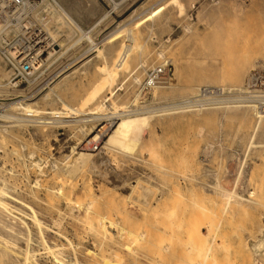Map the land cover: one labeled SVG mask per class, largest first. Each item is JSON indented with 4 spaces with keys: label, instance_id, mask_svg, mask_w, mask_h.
I'll list each match as a JSON object with an SVG mask.
<instances>
[{
    "label": "rangeland",
    "instance_id": "374dc122",
    "mask_svg": "<svg viewBox=\"0 0 264 264\" xmlns=\"http://www.w3.org/2000/svg\"><path fill=\"white\" fill-rule=\"evenodd\" d=\"M24 1L12 5L0 0V187L3 200L16 211H0V240L10 241L14 249L2 263L23 264L22 251L28 248L38 264H58L57 247V258H76L79 264H93L92 258L99 264H192L193 243L196 258L206 256L207 264H249L245 250L264 225V120L255 137L258 145L246 153L255 108L224 106L250 101L264 110V0ZM244 16L261 20L263 28L243 30ZM215 27L236 54L261 41L258 57L249 68L246 64L237 82L223 74L230 68L228 50L220 54L207 43ZM42 30L53 36L58 51L48 49L52 53L45 60L36 55L40 62L26 75L17 62L27 50L37 51ZM128 31L141 46L116 66ZM92 45L100 53L91 51ZM154 77H161L159 83L151 82ZM26 98L33 100L31 106L17 103ZM120 107L150 116L132 154L104 146L118 119L95 149L82 150L83 140L107 122L103 115ZM93 111L96 118L87 114ZM79 151L91 156L77 169L72 160ZM239 164L243 177L237 191L244 196L252 192L261 204L244 210L232 203L235 209L226 212L225 220L219 211L224 198L210 192V186L229 187ZM60 181L62 188L56 191ZM61 193L70 200L60 198ZM27 206L42 222L40 235ZM87 206L98 220L104 217V236L95 232L89 214L84 219ZM88 219L93 228L86 225ZM194 233L198 237L192 239ZM48 245L54 248L51 253Z\"/></svg>",
    "mask_w": 264,
    "mask_h": 264
},
{
    "label": "bare ground",
    "instance_id": "6f19581e",
    "mask_svg": "<svg viewBox=\"0 0 264 264\" xmlns=\"http://www.w3.org/2000/svg\"><path fill=\"white\" fill-rule=\"evenodd\" d=\"M1 1H3V0H1ZM7 1V0H6ZM26 1V0H25ZM24 1V2H25ZM177 1V0H176ZM211 1V0H210ZM217 2V1H216ZM252 2V1H251ZM1 3V2H0ZM3 3V2H2ZM5 3V2H4ZM206 3V2H205ZM215 3V2H214ZM6 4V3H5ZM4 4V5H5ZM22 4V3H21ZM158 5V4H157ZM31 6V5H30ZM51 6V5H50ZM3 7V4H0V10H1V8ZM15 7V6H14ZM18 7V6H17ZM22 7V6H21ZM170 7H171V5H170ZM178 7V6H177ZM235 7V6H234ZM50 8V7H49ZM172 8V7H171ZM170 8V9H171ZM33 9V8H32ZM43 9V8H42ZM63 11V10H62ZM112 11V10H111ZM114 14V13H113ZM249 14V13H248ZM61 15V14H60ZM59 15V16H60ZM150 15H151V13H150ZM58 16V17H59ZM242 16V15H241ZM61 17V16H60ZM68 17V16H67ZM65 19V18H64ZM152 18H150V20H151ZM155 19V18H154ZM238 19V18H237ZM259 19V18H258ZM70 20V19H69ZM45 21V20H44ZM64 21V20H63ZM121 21V20H120ZM261 21V20H260ZM260 21H258L257 20V18H247V16H244V19H243V22H242V24H241V26H240V28L242 27L243 28V30H246V31H250V32H254V33H257L258 31H259V29L262 27V25L260 24L261 22ZM67 22V21H66ZM233 22V21H232ZM264 22V21H263ZM116 23V22H115ZM220 23V22H219ZM219 23H218V26H219ZM44 24V23H43ZM263 24V23H262ZM126 25V24H125ZM260 25H261V27H260ZM128 26V25H127ZM44 27V26H43ZM47 27V26H46ZM263 27H264V24H263ZM262 27V28H263ZM42 29V28H41ZM1 30V29H0ZM73 30V29H72ZM220 30H221V28H220ZM220 30L218 29V27H215V29H213L212 30V32H211V34H209L210 35V39H211V43L210 42H207L209 45L210 44H212L211 46H213V47H215L216 48V51L218 50V48H219V52H220V54H221V50H222V52H225V53H227L228 54V52H229V55L228 56H230L231 57V59H230V57H229V59L231 60V63H230V68H228V70H226V69H224V75H225V77L227 78L228 77V79L231 81V82H237V81H239V79H240V77H242L243 76V74H241V72L243 71V69L245 68V66H246V64H248L247 65V67L249 66V61L250 62H252L253 60L252 59H254V56L257 54L256 52H258L257 50V48H258V46L260 45V42L261 41H259V40H253L254 41V43L251 45V48H250V50L249 51H247V52H241L240 54L239 53H235L234 52V48L230 45V44H225L226 43V40L224 39V38H221L222 36H220V34H221V32H220ZM43 31V30H42ZM48 31V30H47ZM41 32V31H40ZM44 33H41V34H43L42 36H39V37H41V39L38 41V42H36L35 43V45L34 46H36V48H37V51L35 52V56L36 55H42V57H41V59L40 60H45V59H47V57H49V55H50V53H52V52H49L48 51V49H53V51L54 52H57L58 51V49H55L56 47L58 48V46H59V44H57L56 42H55V40H54V38H53V36L52 35H50V33H49V31H48V33L46 34L45 33V31H43ZM68 32V31H67ZM230 32H232L231 30H230ZM227 33V32H226ZM54 34V33H53ZM112 36V35H111ZM39 37H37L38 39H39ZM127 38H126V41L124 42V43H121L122 45H120V48H119V54L117 55V58L115 59V63H116V66H119L120 64H125L126 62H127V59H128V57H129V55H130V52H131V50L136 46L137 47V43H136V40H135V37L133 36L132 37V35L131 34H129V31H128V33H127V36H126ZM79 38V37H78ZM77 38V39H78ZM112 38V37H111ZM125 38V37H124ZM208 38V37H207ZM37 39V40H38ZM225 40L224 42L222 41V40ZM107 40H108V38H107ZM106 40V41H107ZM235 40V39H234ZM105 41V42H106ZM208 41V40H207ZM249 41V40H248ZM231 42V41H230ZM246 42V41H245ZM104 43V42H103ZM94 44V43H93ZM108 45V44H107ZM250 45V44H249ZM138 46H141L140 44L138 45ZM261 46V45H260ZM55 47V48H54ZM104 47V46H103ZM135 47V48H136ZM221 47V48H220ZM246 47V46H245ZM245 47L243 48L244 50H245ZM264 47V46H263ZM91 48V47H90ZM137 48H140V47H137ZM224 48V49H223ZM248 48V47H247ZM249 49V48H248ZM9 50V49H8ZM96 50V52L97 53H100V50H97V48H95L94 47V45H92V49H91V51H95ZM224 50V51H223ZM227 50H228V52H227ZM33 51H35V48H33V49H30V53L31 52H33ZM51 51V50H50ZM241 51V50H240ZM263 52V51H262ZM93 53V52H92ZM161 52H159V54H160ZM224 53V54H225ZM239 54V55H238ZM264 54V53H263ZM34 55H32V57H34ZM216 55V54H215ZM5 56V55H4ZM92 56H94V55H90V56H88V57H86L83 61H81L80 63H83V62H86L87 60H89ZM225 55H222V57H224ZM31 56H27V59L28 58H30ZM225 57H227V56H225ZM256 57H258V56H255V58ZM35 58V57H34ZM39 58V57H38ZM228 58V57H227ZM36 59V58H35ZM39 60V59H38ZM252 60V61H251ZM139 61V60H138ZM142 61V60H141ZM227 61V60H226ZM229 61V60H228ZM40 62V61H39ZM230 62V61H229ZM141 63V62H140ZM143 63V62H142ZM228 63V62H227ZM77 65V64H76ZM79 66H80V64H78ZM227 65V64H226ZM252 65V64H251ZM35 66H37V64L35 65ZM39 66V65H38ZM77 67V66H76ZM120 68V67H119ZM118 68V69H119ZM249 68V67H248ZM155 69V68H154ZM159 69V68H158ZM247 69V68H246ZM254 69V68H253ZM8 70H9V68H8ZM222 70V69H221ZM227 72H226V71ZM72 71V70H71ZM70 71V72H71ZM73 71H74V68H73ZM164 71V70H163ZM162 70L161 71H159V72H163ZM225 72H226V74H225ZM243 73V72H242ZM0 74H2V73H0ZM61 74V73H60ZM59 74V75H60ZM68 73L66 72V74L65 75H63V76H59V79L58 80H60L61 78H63L64 76H66ZM4 76V75H3ZM7 76V75H6ZM159 76V75H158ZM246 77V76H245ZM54 79V78H53ZM134 79H136V78H134ZM58 80H56L55 82H54V84H57L56 82L58 81ZM222 80V79H221ZM243 81V80H242ZM136 82H138L137 80H136ZM159 83V82H158ZM162 83V82H161ZM240 83V82H239ZM54 84H52V86L51 87H53L54 86ZM236 84H238V83H236ZM241 84V83H240ZM14 85V84H13ZM238 86V85H237ZM160 87V86H159ZM158 87V88H159ZM155 88H157V86L155 87ZM51 89V88H50ZM247 89V88H246ZM38 90V89H37ZM153 90V89H152ZM202 90V89H201ZM50 92H51V90H49ZM247 91V90H246ZM249 91H251V90H249ZM113 92V91H112ZM137 93V92H136ZM40 95V94H39ZM25 96V95H24ZM45 96H47V94L46 93H44L43 94V97H45ZM136 96V95H135ZM16 97V96H15ZM29 97V96H28ZM204 98V97H203ZM30 98H26L25 100H26V102H24V101H22L21 102V100H20V102H17V103H25L26 104V106H31L32 105V102H33V100H32V102H30V100H29ZM12 100V99H11ZM134 100V99H133ZM186 100V99H185ZM193 100V99H192ZM192 100H190V101H192ZM203 100V99H202ZM136 101V100H135ZM239 101V100H238ZM243 101V100H242ZM196 102V101H195ZM202 102V101H201ZM16 103V104H17ZM128 103V102H127ZM175 103V102H174ZM188 103V102H187ZM258 103V102H257ZM131 104V103H130ZM134 104V103H133ZM196 104V103H195ZM260 104V103H259ZM258 104V105H259ZM104 105V104H103ZM126 105V104H125ZM129 105V104H128ZM179 104H177V106H178ZM258 105L256 104V103H250V101L249 102H242L241 104H235V105H227V106H224L227 110L229 109H233V108H244V107H250V109H254V114H255V120H253L254 121V123H252L253 125H252V129H251V131H250V133H249V135H248V137H247V142H246V145H245V151H246V153L250 150V148L251 147H253V146H256V145H258L256 142H255V137H256V135H257V132H258V130H259V128H260V126H261V122H263L262 120H264L263 118H264V110H263V108L261 109V110H259V108H258ZM12 106H14V105H12ZM106 106V105H105ZM136 106V105H135ZM186 106V105H185ZM212 106V105H211ZM218 106V105H217ZM110 107V106H109ZM126 107H127V105H126ZM129 107V106H128ZM127 107V108H128ZM179 107V106H178ZM199 107V106H198ZM197 107V108H198ZM203 107V106H202ZM223 107V106H222ZM264 107V106H263ZM173 108V107H172ZM196 108V107H195ZM196 108V109H197ZM200 108H201V106H200ZM204 108V107H203ZM108 109V108H107ZM117 109V108H116ZM164 109V108H163ZM168 109V108H167ZM184 109V108H183ZM196 109H194L193 111H195L196 113L199 111H197ZM249 109V110H250ZM112 110V109H111ZM134 110V109H133ZM179 110V109H178ZM203 110V109H202ZM201 110V111H202ZM249 110L247 111V113L249 112ZM124 111V107H120V108H118L116 111H110V112H106V116L105 115H103L102 117L104 118V119H106L107 120V122L106 123H103V124H100L99 122H97V123H99L98 125V127H96L97 129H96V131H95V133H94V135L92 136V137H88L87 139L85 138L84 140H83V144H82V150H85V146H87L88 148L90 147L91 149H95L98 145H99V142H100V140L103 138V136L106 134V132L107 131H109V129H110V127H111V123L113 122V120H115V119H118V121H117V123H116V125H115V128L113 129V131L111 132L110 131V133L108 134V136H107V139L105 140V142H104V146H105V148L107 147V149L109 148H118V149H120V150H122L123 152H125L126 154H132V151L133 150H135V147L137 146V144L139 143V141L143 138V135H142V133H141V130L143 129V127L145 126L146 127V125H147V123H148V120H149V113H148V115L147 114H145L144 113V111H142V112H139V113H136V112H133V113H130V111H128V113H126L127 112V110H126V112H123ZM135 111V110H134ZM169 111V110H168ZM171 111V110H170ZM206 111H208V110H206ZM223 111V110H222ZM240 111V110H239ZM138 112V111H137ZM149 112V111H148ZM155 112V111H154ZM179 112V111H178ZM185 112V111H184ZM194 112V113H195ZM228 112V111H227ZM108 113V114H107ZM157 113V112H156ZM87 114H91L92 116V118L93 117H95L94 115H97L96 114V112H89V113H87ZM159 114V113H158ZM198 114V113H197ZM226 114H229V113H226ZM250 114V113H249ZM237 115V114H236ZM235 115V116H236ZM240 115V114H239ZM243 116H246V113L245 114H242ZM167 116V115H166ZM229 116V115H228ZM247 116H249V115H247ZM4 117V116H3ZM7 117V116H6ZM238 117V116H237ZM88 118H89V116H88ZM92 118H90V119H92ZM96 118V117H95ZM100 117H97V119H99ZM247 118H249V117H247ZM9 119V118H8ZM19 119V118H18ZM32 119V118H31ZM240 119H241V117H240ZM240 119H238V120H240ZM16 120H17V118H16ZM37 121L39 120V119H36ZM45 120V119H44ZM93 120V119H92ZM250 120V119H249ZM248 120V121H249ZM41 121H43V120H41ZM69 121V120H68ZM98 121V120H97ZM105 121V120H104ZM14 122V121H13ZM250 122V121H249ZM238 123V122H237ZM244 123V122H243ZM95 124V123H94ZM238 125V124H237ZM264 125V124H263ZM82 126V125H81ZM145 127H144V129H145ZM80 127H78V129H79ZM83 128V127H82ZM94 127L93 126H91L90 127V129H89V127H88V129H87V133H88V136L91 134V133H93V129ZM143 129V130H144ZM248 129V128H247ZM264 129V128H263ZM80 130V129H79ZM81 130H83V129H81ZM78 131V130H77ZM147 133V132H146ZM260 134H261V132H260ZM262 142V141H261ZM256 144V145H255ZM260 144V143H259ZM262 144H264V143H262ZM261 144V145H262ZM147 147V146H146ZM148 148V147H147ZM149 149H150V147H149ZM73 151V150H72ZM97 151V150H96ZM109 151V150H108ZM115 151V150H114ZM139 151V150H138ZM147 151V150H146ZM152 151V150H151ZM110 152H111V150H110ZM120 152V151H119ZM155 152V151H154ZM134 153V152H133ZM153 153V152H152ZM69 154V153H68ZM110 154V153H109ZM113 154V153H112ZM118 155V154H117ZM90 156H91V154L90 153H88V152H85V151H79V152H77V155L75 156V159L73 158V160H72V162L73 161H75L74 163L75 164H73V166H75L74 168H77L78 169V167H82L85 163L87 164L88 163V160H90L89 158H90ZM119 156H120V154H119ZM149 156H151V155H149ZM68 157V156H67ZM158 157V156H157ZM156 158V157H155ZM243 158V157H242ZM69 159V158H68ZM135 159V158H134ZM40 160H42V159H40ZM66 160V159H65ZM237 160V159H236ZM39 161V160H38ZM158 161V160H157ZM243 161V160H242ZM34 162V161H33ZM161 163V162H160ZM42 164V163H41ZM44 164V163H43ZM85 164V165H86ZM36 165V164H35ZM84 165V166H85ZM231 166V165H230ZM37 167V166H36ZM40 167V166H39ZM161 167V166H160ZM242 167H243V165H241V164H239L237 167H236V170H235V173H233V176H232V182L231 183H227V184H230L229 185V187H225L224 185H221V183H216L215 185L214 184H209V185H211L210 187H211V190H210V192H213V193H216V194H218V196L219 195H221L220 197L221 198H224V199H222L221 200V203H222V201L224 200V204L223 205H221V204H219V206L221 207V208H219L220 210V212L222 213V215L221 216H223V213L226 215H224L223 216V218L226 220V219H228V214H226V212L227 213H229L230 211H232V209H235L234 207H232V203L234 204H238V206L240 205V209H244V210H248V209H251V208H253L254 206H256V204H261L257 199H255V198H252V195L250 196V194L252 193V192H249L248 193V195L247 196H244L243 194H241V193H239L238 191H237V186H238V184L241 182V179H242V174H243V170H242ZM71 168V167H70ZM69 168V169H70ZM73 167H72V170L71 171H75V169H74ZM74 169V170H73ZM154 169V168H153ZM156 169V168H155ZM66 171V170H65ZM71 171H70V173H71ZM61 172V171H60ZM225 172V171H224ZM69 173V174H70ZM73 173V172H72ZM61 174V173H60ZM64 175V174H63ZM56 176V175H55ZM51 177H53V176H51ZM59 177V176H58ZM63 177V176H62ZM61 177V178H62ZM65 177V176H64ZM225 177V176H224ZM223 177V178H224ZM61 180V179H60ZM69 180V179H68ZM222 180V179H221ZM56 181H58V179H56ZM65 181V180H64ZM138 181H139V179H138ZM231 181V180H230ZM33 182V181H32ZM136 182H137V180H136ZM141 182V181H140ZM144 182V181H143ZM142 182V183H143ZM225 182H227L226 180H225ZM37 183V182H36ZM66 183V182H65ZM213 183H215V182H213ZM222 183H224V182H222ZM35 184V183H34ZM62 182L60 181L59 182V184H57L56 186L57 187H55V189L57 188V190L56 191H60V188H62ZM207 184V183H206ZM36 185V184H35ZM224 186V187H223ZM228 186V185H227ZM239 187V186H238ZM3 188V187H2ZM1 187H0V211L1 212H6V213H8V214H10L11 213V211H15V210H13L12 209V205L10 206L9 205V203H7L5 200H3V196L2 195H4L5 194V192H3V189H2ZM54 188V187H53ZM151 188V187H150ZM55 189H53V190H55ZM88 189V188H87ZM134 189V188H133ZM142 189H143V187H142ZM141 189V190H142ZM51 190V189H50ZM53 190H51L52 191V193H53ZM138 190V189H137ZM144 190V189H143ZM146 190V189H145ZM148 190V189H147ZM64 191V190H63ZM109 192V191H108ZM242 192V191H241ZM55 193V192H54ZM57 193H60V192H57ZM7 195V194H6ZM61 195V197L60 198H66V199H69L68 198V196L66 197L63 193H61L60 194ZM64 195V196H63ZM210 195V194H209ZM7 196H9V195H7ZM223 196V197H222ZM75 199V198H74ZM90 199V198H89ZM65 200V199H64ZM70 200V199H69ZM66 201V200H65ZM68 201V200H67ZM69 203H70V201H68ZM88 202V201H87ZM67 203V202H66ZM90 203V202H89ZM217 203V202H216ZM86 204H88V203H86ZM85 204V205H86ZM234 204V205H235ZM236 205H235V207H236ZM90 206H92V203H91V205ZM237 206V207H238ZM27 207H29V210L31 209L30 208V206H27ZM87 207H89V206H87ZM93 207V206H92ZM84 208V207H83ZM90 208V207H89ZM55 209V208H54ZM94 209H97L96 207H94ZM217 209V208H216ZM215 209V210H216ZM255 209V208H254ZM73 210V209H72ZM90 210V212L89 211H87V208H86V210H84L86 213H85V215H83V217H85L84 219H87L86 218V216L89 214V219L91 220V221H94V225H96V226H94L95 228H94V230H95V232L97 233V232H99L98 234L100 235V236H104L105 235V232L107 233L108 231L107 230H105L104 231V229H105V225L107 224L106 222H104L103 220H102V218H104V217H101V220H98L97 219V213H94L95 211H93L92 210V212H91V208L89 209ZM98 210V209H97ZM96 210V212H98ZM207 210V209H206ZM214 210V211H215ZM243 210V211H244ZM253 210V209H252ZM211 211H212V209H211ZM219 211H218V213H219ZM229 211V212H228ZM16 212V211H15ZM31 217H29V218H31V221L33 222V224H35V226H37V230H39V235H40V233L44 230L43 228H42V222L39 220V218H37V216H36V213H35V210L34 209H31ZM245 212V211H244ZM18 213V212H17ZM59 213V212H58ZM221 213H219V214H221ZM233 213V212H232ZM246 213V212H245ZM14 213L12 212V215H13ZM206 214V213H205ZM208 214V213H207ZM206 214V215H207ZM213 215H214V213H212ZM230 214H231V212H230ZM11 215V214H10ZM17 215V214H16ZM16 215H13L12 217H14V218H18ZM109 215V214H108ZM209 215H211V214H209ZM98 216H99V214H98ZM221 216L219 217V218H221ZM246 217V216H245ZM261 217V216H260ZM82 218V217H81ZM108 218V216L106 217V219ZM207 217H205V218H203V219H206ZM222 218V219H223ZM232 218V217H231ZM264 218V217H263ZM83 219V220H84ZM88 219V223L86 224V225H88L89 224V220ZM109 219H111V217L109 218ZM215 219V218H214ZM213 219V220H214ZM221 219V220H222ZM20 220V219H19ZM112 220V219H111ZM209 220H210V218H209ZM219 220V219H218ZM1 221V220H0ZM77 221V220H76ZM91 221H90V223H91ZM23 222V221H22ZM54 222V221H53ZM108 222V221H107ZM201 222V221H200ZM204 222V221H203ZM228 222V221H227ZM24 223V222H23ZM46 223V222H45ZM81 223H83V222H81ZM106 223V224H105ZM212 223H213V221H212ZM218 223V222H217ZM57 224V223H56ZM85 224V223H84ZM201 224V223H200ZM203 224V223H202ZM209 224V223H208ZM48 225V224H47ZM90 225V224H89ZM88 225V226H89ZM92 225V224H91ZM89 226V227H92V226ZM32 226V225H31ZM217 226V225H216ZM215 226V227H216ZM52 227H54V226H52ZM87 227V226H86ZM107 227V226H106ZM195 227H197V225L195 226ZM210 226H208V228H209ZM212 227V226H211ZM210 227V228H211ZM30 228V227H29ZM41 228L43 229L42 231H41ZM93 228V227H92ZM194 228V227H193ZM192 228V229H193ZM198 228V227H197ZM209 228V229H210ZM260 232H261V236H257L258 238L254 241V243H252V245L250 246V247H248L247 246V249L245 250V252H246V254H247V257H248V260L250 261V263L249 264H264V262H263V259H261V257L262 256H264V225L262 224L261 226H260ZM26 229V228H25ZM206 229V228H205ZM215 229V228H214ZM259 229V228H258ZM36 230V231H37ZM50 230V229H49ZM93 230V229H92ZM162 230V229H161ZM46 231V230H45ZM210 231H211V229H210ZM44 232V231H43ZM42 232V233H43ZM192 232H193V230H192ZM209 232V231H208ZM207 232V233H208ZM215 232V231H214ZM213 232V233H214ZM28 233H29V231H28ZM101 233V234H100ZM199 233V232H198ZM197 233V234H198ZM211 233V232H210ZM195 234V233H194ZM194 234H192V239L193 238H197L198 236H197V234H195L196 235V237H194L195 235ZM255 234V233H254ZM97 235V234H96ZM107 235V234H106ZM109 235V234H108ZM210 235H212V234H210ZM204 236V235H203ZM40 237H42V236H40ZM44 237V236H43ZM52 237V236H51ZM61 237V236H60ZM200 237V236H199ZM212 238V237H211ZM26 239V238H25ZM27 239L29 240V238L27 237ZM42 239V238H41ZM45 239V238H44ZM27 240V241H28ZM43 240V239H42ZM211 242H209V245L211 244V246L210 247H212L213 246V242H214V239L212 238L211 240H210ZM10 242V241H9ZM7 240H5V239H2V240H0V263H2L4 260H7V258H8V252L9 253H12L13 255H14V249L11 247V245L9 246L8 245V243H9ZM44 242V241H43ZM19 243V242H18ZM67 244H68V242H67ZM56 245V244H55ZM69 245V244H68ZM46 246V245H45ZM70 246V245H69ZM97 246V245H96ZM19 247V246H18ZM26 247H27V245H26ZM60 247V246H59ZM67 247V246H66ZM196 247L197 246H195V244H193L192 243V264H207L206 262V256L203 258V259H197L196 258ZM244 247H245V244H244ZM13 250H12V249ZM30 248V247H29ZM46 248H48V250H49V253H51L50 251H53L54 250V248H55V250H56V248L57 247H54L53 248V250H51V248L49 247V245L46 247ZM45 248V249H46ZM62 248V247H61ZM60 248V249H61ZM246 248V247H245ZM13 251H11V250ZM20 249V248H19ZM31 249V248H30ZM163 249H165L166 251H167V249H168V247L166 246V245H164L163 246ZM22 250V249H21ZM20 250V251H21ZM53 251L55 254H56V256H57V253H56V251ZM98 250V249H97ZM11 251V252H10ZM19 251V252H20ZM24 252V255L23 256H21V257H23V261H22V259H21V261L23 262V264H38L37 262H35L32 258H30V256H32V255H30L29 254V249L27 248V249H25L24 251H22V253ZM59 252H61V251H59ZM248 252V253H247ZM17 253V252H16ZM38 253V252H37ZM53 253V254H54ZM75 253V252H74ZM93 253V252H92ZM12 254H11V256H12ZM31 254H33V253H31ZM76 254V253H75ZM95 254V253H94ZM94 254H93V256H94ZM16 255H20L19 253L18 254H16ZM74 255V254H73ZM34 256V255H33ZM53 256V255H52ZM55 256V258H54V256H53V258H54V260L58 263V264H79L78 263V261L76 260V258H73V259H71V258H69V260H63L62 258H57ZM91 257H93L92 255H90ZM96 256V255H95ZM99 256H102V255H99ZM38 257V256H37ZM61 257V256H60ZM71 257V256H70ZM246 257V258H247ZM18 258V257H17ZM97 258V257H96ZM13 260V259H12ZM16 260V259H15ZM18 260V259H17ZM19 261V260H18ZM248 261V262H249ZM92 262H93V264H95V259L94 258H92ZM96 263H98V262H96ZM210 262H208V264H209ZM212 263V262H211ZM3 264V263H2ZM10 264V263H9ZM15 264H16V262H15ZM82 264V263H81ZM89 264V263H88ZM99 264V263H98ZM213 264H214V262H213Z\"/></svg>",
    "mask_w": 264,
    "mask_h": 264
},
{
    "label": "built area",
    "instance_id": "2783aa9c",
    "mask_svg": "<svg viewBox=\"0 0 264 264\" xmlns=\"http://www.w3.org/2000/svg\"><path fill=\"white\" fill-rule=\"evenodd\" d=\"M9 1L12 5H14V4L22 2L23 0H9ZM34 54H35V51L30 53V50H27V52L23 53V55L19 58L17 63L19 64V70L22 73H25L26 75H30L36 70L35 65L38 63L39 60L37 57H35ZM32 55H34L36 59L32 57ZM24 56H31L32 63L30 62L31 60L29 58L27 60L23 59ZM159 73L160 72L157 70V74ZM159 80H161V77L160 78L154 77L153 81L151 80V82L157 83L159 82Z\"/></svg>",
    "mask_w": 264,
    "mask_h": 264
}]
</instances>
